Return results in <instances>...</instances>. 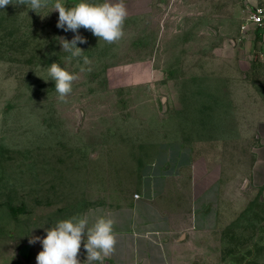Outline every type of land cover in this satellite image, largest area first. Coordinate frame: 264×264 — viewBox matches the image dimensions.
Instances as JSON below:
<instances>
[{
    "label": "rangeland",
    "instance_id": "1",
    "mask_svg": "<svg viewBox=\"0 0 264 264\" xmlns=\"http://www.w3.org/2000/svg\"><path fill=\"white\" fill-rule=\"evenodd\" d=\"M56 2L0 8V264H37L43 247L29 240L58 220L123 206L174 139L222 184L221 226L201 243V264H264V202L252 182L264 62L232 42L248 0H124V35L112 44L58 28ZM77 34L86 43L73 58L59 39ZM54 62L79 77L65 101L48 74ZM77 258L87 259L83 242Z\"/></svg>",
    "mask_w": 264,
    "mask_h": 264
},
{
    "label": "crops",
    "instance_id": "2",
    "mask_svg": "<svg viewBox=\"0 0 264 264\" xmlns=\"http://www.w3.org/2000/svg\"><path fill=\"white\" fill-rule=\"evenodd\" d=\"M247 15L264 9V0H248ZM242 57L264 62V23L241 27L232 40ZM260 145L255 149L253 186L264 202V120L253 124ZM191 147L179 139L159 145L143 167L139 189L121 207L89 209L85 215L114 220L117 243L105 258L110 264H201L206 237L221 226V180L196 169ZM138 195V196H136Z\"/></svg>",
    "mask_w": 264,
    "mask_h": 264
},
{
    "label": "clouds",
    "instance_id": "3",
    "mask_svg": "<svg viewBox=\"0 0 264 264\" xmlns=\"http://www.w3.org/2000/svg\"><path fill=\"white\" fill-rule=\"evenodd\" d=\"M9 4L26 5L37 13V10L48 6V0H0V8ZM53 10L59 13L57 27L65 31L78 33V29L83 27L108 44L120 40L124 35L123 26L127 18L124 0H103L96 4L81 0L71 7L57 0ZM59 43L63 51L70 53L73 58H79L84 51L77 44L86 43V39L77 34L71 41L60 38ZM83 60L89 63L86 56ZM48 74L55 82L58 99L65 101L72 92L73 82L79 79L78 75L70 73L55 62L48 67ZM114 223L113 219L103 215L73 216L58 220L52 227L45 229L46 236L43 239L33 237L29 243L39 241L42 244L43 250L36 257L37 264H80L77 257L82 242L87 252L84 264L96 261L104 264L105 258L114 252L117 243Z\"/></svg>",
    "mask_w": 264,
    "mask_h": 264
},
{
    "label": "built area",
    "instance_id": "4",
    "mask_svg": "<svg viewBox=\"0 0 264 264\" xmlns=\"http://www.w3.org/2000/svg\"><path fill=\"white\" fill-rule=\"evenodd\" d=\"M254 23L256 25H261L264 23V9L261 7H256L251 11L247 20L244 24H242V29L246 30L249 23ZM138 196V195H136Z\"/></svg>",
    "mask_w": 264,
    "mask_h": 264
},
{
    "label": "water",
    "instance_id": "5",
    "mask_svg": "<svg viewBox=\"0 0 264 264\" xmlns=\"http://www.w3.org/2000/svg\"><path fill=\"white\" fill-rule=\"evenodd\" d=\"M28 245H24L23 247H22V249H21V254L24 256V257H26L27 255H28ZM23 250H25L26 251V253H23Z\"/></svg>",
    "mask_w": 264,
    "mask_h": 264
},
{
    "label": "flooded vegetation",
    "instance_id": "6",
    "mask_svg": "<svg viewBox=\"0 0 264 264\" xmlns=\"http://www.w3.org/2000/svg\"><path fill=\"white\" fill-rule=\"evenodd\" d=\"M23 253H26V251H25V250H23Z\"/></svg>",
    "mask_w": 264,
    "mask_h": 264
}]
</instances>
